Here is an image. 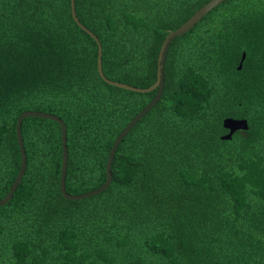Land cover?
<instances>
[{"label": "trees", "instance_id": "trees-1", "mask_svg": "<svg viewBox=\"0 0 264 264\" xmlns=\"http://www.w3.org/2000/svg\"><path fill=\"white\" fill-rule=\"evenodd\" d=\"M209 1L75 0V11L104 75L146 88L166 35ZM156 92L100 77L70 0H0V199L20 169L22 112L61 116L65 189L81 194L104 183L115 138ZM225 118L248 129L221 139ZM21 133L0 264H264V0H224L171 41L161 97L117 146L102 192L62 195L58 122L25 117Z\"/></svg>", "mask_w": 264, "mask_h": 264}, {"label": "water", "instance_id": "water-1", "mask_svg": "<svg viewBox=\"0 0 264 264\" xmlns=\"http://www.w3.org/2000/svg\"><path fill=\"white\" fill-rule=\"evenodd\" d=\"M222 1H224V0H210L209 2L204 4L201 8H199L180 27L169 32L166 35V37L164 38V40L161 44V47H160L159 53H158V57H157L156 80L151 86L146 87V88H141V87H135V86L128 85L127 83L125 84L122 82L110 80L104 75L103 70H102V46H101V43H100L98 37L92 31H90L88 28H86L79 21L77 15H76V11H75V0H70V9H71V14H72L73 20L76 22V24L81 29H83L85 32H87L97 43V69H98V73H99L100 77L106 83H109L113 86H117V87L123 88V89L127 88V90H130V91L145 93V92H150V91L156 89L157 92H156L155 96L151 99V101L149 103H147V105L145 107H143L129 121V123H127V125L120 131V133L115 138V140L112 144V147L109 151L107 161H106V167H105L106 179H105L104 183L100 187H98L92 191H88V192L81 193V194H69L66 192V189H65V176H66V167H67L68 155H67V131H66V125L64 124L63 120L57 115H54L52 113L42 112V111L30 110V111L22 112L19 115V117L17 118L16 125H15L16 137H17V141H18V145H19V149H20V155H21V165H20V169H19L8 193L2 199H0V206L6 204L11 199L13 192L16 190V188H17V186H18V184H19V182H20V180L24 174L25 168H26V152L24 149L23 138H22V133H21V124H22V120L25 117L46 118V119H50V120L58 122L59 125L61 126L62 163H61V172H60V181L59 182H60V191H61V193L65 199L82 200L84 198L94 196V195L102 192L103 190H105L109 186L111 179H112L111 165H112V160H113L115 151L117 149V146L121 142L122 138L127 134V131H129L134 126V124L137 123L138 120L141 117H143L158 102V100L161 97L163 87H164V63H165V59H166L167 49H168L171 41L176 36H180V35H183L184 33L188 32L194 26V24H196L207 12H209L213 7H215L216 5L221 3ZM244 57H245V53L242 54L241 61L244 59ZM241 64H242V62L239 63L238 69L241 68ZM223 121L224 122L222 123V125L228 131L226 134L221 135V139H224V140L231 139L232 135L238 130H247L248 129L247 121H245V119H242V118L241 119H235V118H227L226 119L225 118Z\"/></svg>", "mask_w": 264, "mask_h": 264}, {"label": "rangeland", "instance_id": "rangeland-1", "mask_svg": "<svg viewBox=\"0 0 264 264\" xmlns=\"http://www.w3.org/2000/svg\"><path fill=\"white\" fill-rule=\"evenodd\" d=\"M53 113V114H55V115H58V116H60L58 113H54V112H52V111H49L48 113ZM61 117V116H60Z\"/></svg>", "mask_w": 264, "mask_h": 264}, {"label": "clouds", "instance_id": "clouds-1", "mask_svg": "<svg viewBox=\"0 0 264 264\" xmlns=\"http://www.w3.org/2000/svg\"><path fill=\"white\" fill-rule=\"evenodd\" d=\"M98 70V69H97ZM103 70V69H102ZM109 79V78H108ZM28 111H30V110H28ZM32 111H34V110H32ZM53 114V113H52ZM55 115V114H54ZM58 116V115H57ZM62 119V118H61Z\"/></svg>", "mask_w": 264, "mask_h": 264}]
</instances>
